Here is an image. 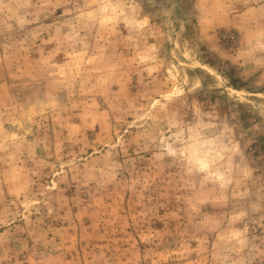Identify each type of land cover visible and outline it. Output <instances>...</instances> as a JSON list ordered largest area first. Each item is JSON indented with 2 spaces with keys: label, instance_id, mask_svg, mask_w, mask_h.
<instances>
[{
  "label": "rangeland",
  "instance_id": "obj_1",
  "mask_svg": "<svg viewBox=\"0 0 264 264\" xmlns=\"http://www.w3.org/2000/svg\"><path fill=\"white\" fill-rule=\"evenodd\" d=\"M0 264H264V0H0Z\"/></svg>",
  "mask_w": 264,
  "mask_h": 264
}]
</instances>
